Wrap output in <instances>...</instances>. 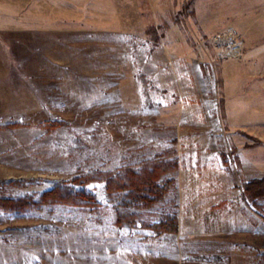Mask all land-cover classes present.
Returning <instances> with one entry per match:
<instances>
[{
  "label": "rangeland",
  "instance_id": "rangeland-1",
  "mask_svg": "<svg viewBox=\"0 0 264 264\" xmlns=\"http://www.w3.org/2000/svg\"><path fill=\"white\" fill-rule=\"evenodd\" d=\"M256 179L264 0H0V197L97 195L0 207V264H264Z\"/></svg>",
  "mask_w": 264,
  "mask_h": 264
},
{
  "label": "trees",
  "instance_id": "trees-1",
  "mask_svg": "<svg viewBox=\"0 0 264 264\" xmlns=\"http://www.w3.org/2000/svg\"><path fill=\"white\" fill-rule=\"evenodd\" d=\"M160 166L162 167L163 165ZM124 177L123 178L126 183L124 187L130 191V194L126 196L127 198L123 203L124 206H131L138 202L143 205H153L162 198L160 196L165 195L166 191L159 187L157 181L158 178L150 179L147 175L142 174L141 177H134L131 176V174H127ZM23 182L24 181L0 180V191H5L7 186L19 185ZM52 185L53 189L39 195L40 199L37 196L25 197L24 199L21 196L18 199L12 198L9 200H4L0 197V207L5 208L8 213L20 215L22 213H28L36 210L44 205L51 204L95 206L97 195L95 196L92 193H87L84 189H82L83 185H81V189H77L68 183L53 182ZM244 192L245 196L251 200H263L264 179L250 181L244 186Z\"/></svg>",
  "mask_w": 264,
  "mask_h": 264
}]
</instances>
